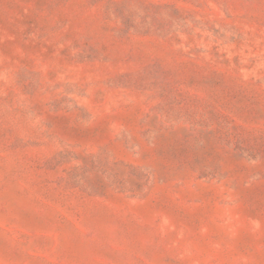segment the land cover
I'll use <instances>...</instances> for the list:
<instances>
[{
  "label": "rangeland",
  "instance_id": "1",
  "mask_svg": "<svg viewBox=\"0 0 264 264\" xmlns=\"http://www.w3.org/2000/svg\"><path fill=\"white\" fill-rule=\"evenodd\" d=\"M0 264H264V0H0Z\"/></svg>",
  "mask_w": 264,
  "mask_h": 264
}]
</instances>
